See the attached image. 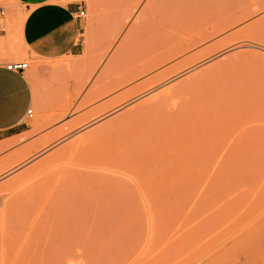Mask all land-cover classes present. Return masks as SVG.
Here are the masks:
<instances>
[{"label":"rangeland","instance_id":"rangeland-1","mask_svg":"<svg viewBox=\"0 0 264 264\" xmlns=\"http://www.w3.org/2000/svg\"><path fill=\"white\" fill-rule=\"evenodd\" d=\"M59 1L62 3L75 1L86 8L87 15L82 17V54L76 57H63L51 62H34L30 59L28 50L22 46L23 43H21L20 40L21 37L23 38V36H21L23 28L22 23L27 12L24 10V5H22L19 0H0V5H4L8 10V30L6 34H0V41L13 39L16 44V47H14L15 49H12L10 45L7 47H0V64H7L12 61L29 62V68L33 70L31 79L34 93V103L32 106L34 109V117L29 119V127L31 130L14 138L8 143H0V211L1 209L4 210L6 203H9V197L16 201V204L21 203V217L19 215L21 214L19 209V211L17 209L14 210L19 212H17L19 217L16 216L17 213L15 212L13 218V216H11L13 212H10L12 219H16L15 221L16 224L19 225V230L20 226L21 229L23 225H25V227L27 226L25 219H27V216L28 218L32 216H30L29 213H35V216L31 217L33 220L29 221V224L32 222L29 229H22L23 231H27L24 232V234L26 233L25 237H21L23 233L17 235L11 230H17V225V228H14L13 222L11 224L10 222L8 223L9 226L13 228L11 227L10 229L8 227L10 230L7 228L8 232L5 233L10 234L11 237L8 238V241H3L5 247L2 246L4 245L2 242L1 249H6V246L9 245L11 248V244L16 243V241L18 242V240H14L16 237L22 238L20 241L22 243L19 249H17L18 251L15 250L17 252L13 257V252L11 254V251H8L9 253L6 251L8 256L5 253L7 256H5V258L10 256L9 259L6 260L3 257L4 249H2L1 253L3 258H0V260L2 259L0 264H264V125H262L263 128L259 125L264 121V117H262L264 116V98L262 99V96L264 97V90L262 89L261 91L263 92L259 93L260 96L258 95L256 98H253V100L251 97V99L249 98L253 101H251L252 103L249 102L250 100L246 99V101H248L247 104L250 103L253 107L255 105L253 104L254 102H256V104L258 103L259 97L262 99L259 101V103L262 102V106L260 103L262 107L261 110H259L260 106L256 109L251 105L252 109L249 105L251 111L247 108L248 106L244 107L240 103L243 101L244 104V100H242L243 94L239 91L241 85L246 87L253 82H256L257 85L258 81L264 80V78L262 79V77H264V37L250 36L244 33L234 34L232 37L231 35H233L238 28H236V30H231L228 32L229 34L226 33L216 38V40L214 39L215 42L228 35L215 50L208 53L209 55L206 54V57L202 56L194 61L196 64L191 63L190 67L188 65V68L185 67L178 73L173 74V76L164 77V80L161 79V82H159V79L158 83L155 82L156 85L153 86L154 88H151L150 85L152 86L151 82L157 80V77L156 73H154L156 78L154 77V80H152L154 74H151L147 77H152L151 81L146 82L143 87L136 88L134 92L131 91L130 93L129 90L134 87L132 85L141 82L143 77L135 81H128L124 84L119 83L122 82L119 80L129 67V63L133 57V49L128 50L129 46L126 48L127 52L125 57H122L121 52L123 50H119L120 44L123 42L122 40H124L126 33L132 25H134L135 21L134 18L129 27H127L128 29H126L125 32H120L119 12L121 4L125 0ZM128 2H132V0ZM147 2L148 0H142L138 13L142 11L141 9L145 7ZM259 15L260 17L264 16V10L255 14L257 17L253 16L257 19ZM14 35L16 39H14ZM144 36L147 37L146 34ZM233 40L235 42H233ZM212 41L211 43L203 45V47L212 44ZM130 48H132V46ZM119 51L121 54L118 53ZM111 55H113V57H111ZM213 61H215V63H213ZM39 69L42 70L40 71ZM192 74H196L195 78L197 80L195 78H190ZM256 75L260 77V80L257 77L258 81H256ZM254 77L256 79H254ZM184 78H187V80ZM204 78L205 80H203ZM191 79L195 82L193 83L194 88L191 87L193 92L192 90H188L190 94H196L198 90L204 89L206 84L207 89H214V87L221 88L219 90H222L223 86L226 88L228 87L227 85H229L231 90L232 88L230 85H234L233 87L239 85L238 89H232L233 91L230 96H234L232 98L229 97V100H233V102L238 101L236 102L238 103L237 109L235 110V106L237 105H234L235 102L231 103V101L227 100L229 104L233 106L230 108H233L234 111L227 107L229 110H226V113L225 107L227 105L224 106V112L221 111V115L226 113L225 117H228V119L232 118L235 121L239 119L236 123L233 122V120L231 124V121H229V123L226 122L227 119H225L224 116L221 118L225 120L224 122L221 121L223 123V125H221L222 130L219 131H223L224 133L221 132V135L218 136L219 140L222 134H228V137L222 136L227 138L225 140L226 142L228 139L233 140L235 138L233 141L228 140L231 142V144L228 143L231 147L227 144L230 151L226 159L223 158V160L221 159L217 162L212 161V163L211 161L208 163L206 162L207 164L201 162L202 164H197L189 169L186 173L187 175L170 176L166 183L167 185H165L160 192H154L147 205L138 207H126V205L123 207L122 205L119 207H111L110 209L103 208L99 211L102 214L99 213V215L98 212H91L90 214L89 211L88 216L84 217H95L90 219H92V221L95 219L96 222L91 221V223L89 220L91 224H88L89 226L87 229L84 228L83 223L87 225L88 220L87 222L86 218H81L80 220L81 214H79V219H76L77 217H73L75 213L71 214L73 212L71 210L72 212L70 211L69 214L72 215V219L70 220L74 219L76 223L72 221L73 223L71 224L70 220V222L67 221L71 224L70 226V224L67 223L68 228H66H70V231H66V233H72L70 236L66 234V236L63 237L61 233H64V227H61L62 225L59 227L58 225L60 224L59 222L63 220L62 214L64 212L61 214L56 213L62 205L65 206L66 201L62 200L61 202L60 199V204L55 208L56 201H58L57 198L60 197L56 198V196H54L56 201L52 202H54L55 205L52 203L51 205L53 207L49 205V212L47 210L48 214L51 212L50 216L41 219L47 222L45 219H51V214H56L61 217V220H57V222L54 219L55 217H53L54 220L52 219V222V220L50 221L49 219L52 224L55 222L54 225L56 228H54L53 225H51V227L57 230H54L57 235L54 237L55 234H51L53 235L51 238L48 235L49 232H46L48 234H46L45 238L48 236L50 238L45 239L43 237V235H45L43 229L45 228H41L42 233L40 232L41 230L39 231L40 227H42L41 223H43V220H41L40 223L38 221L43 213L42 217L47 214L46 210L44 212V209L48 208L46 205L51 202L49 194L52 198L55 194L61 196L57 194V191L62 188L58 187L55 189L57 187V182L61 181L62 176L60 180L53 179L51 181L50 179L49 182L51 181L50 184H53V186L50 187V185L47 187L48 185H46V187L51 189L54 187V194L51 189L45 191L48 193H44L46 197L44 199L42 196L44 201L40 202L42 201L40 200V196L43 193H41V191H44V181L46 182L45 179L48 180L47 172L50 171L48 169L53 167L57 169L62 166L61 170L57 169L60 170V173L67 167H75V170H77V163L80 161L75 163L76 160H79V158L82 160L84 157L87 158L92 153V147L97 149V147H101L102 142H104V140L102 141L103 130L108 128V126H106L107 124H105V120H116V123H121L122 121L120 120H123L124 122V117L119 119L123 110V113L131 108L138 110L144 105L142 103L147 99L165 91H171V89L173 91L175 87H178L175 85H180L181 87V84L183 85L182 80L186 81V84H188L189 80L190 83H192ZM249 79H251V82ZM175 81H179L181 84ZM197 81L204 83V85L200 86ZM117 84L120 86V89ZM125 84L126 86H124ZM193 84H188L186 86L189 88V86ZM148 85L149 87H147ZM258 85L256 87H258ZM115 86L118 88L116 89ZM173 86L175 87L173 88ZM186 86L184 85L182 87ZM141 88H143V90L146 88V91L139 92ZM147 88H151L152 90H148ZM259 88H264V84L263 86L259 85ZM138 89L140 90L136 92ZM219 90H217V93ZM234 90H236V95L233 94L235 93ZM238 95H240V97H238ZM120 96H125L126 99L125 97L119 98ZM238 107L246 109L241 112L243 115L239 113L240 116L236 118L237 115H235V113H238L236 111L238 110L240 112L241 110L240 108L238 109ZM127 108L129 109L127 110ZM254 109H256V112L258 110V113H254ZM229 111L232 112V116L228 113ZM119 113L118 119H115ZM259 113L261 115H259ZM233 115H235L234 118ZM139 116L140 115H136L134 118H138ZM256 116H258V118ZM112 117L114 119H112ZM109 121H106V123H113V121ZM255 121H258V124H256ZM244 122H246V124ZM242 123H244L246 127L247 125L249 128L251 126L252 130L247 127L249 129L247 132V130H245V125ZM229 124L230 127H228ZM234 124L236 125L234 126ZM255 125L258 126L256 127ZM111 126L113 127L114 125L111 124ZM233 126L237 130L234 129ZM94 128L95 130H99V132L102 131V133L100 134L98 131H95ZM90 130L91 133H89ZM257 130L258 134L261 133L262 135H260L263 136V138L256 134ZM231 131L233 133H231ZM236 131L240 133L237 134L235 133ZM241 131H243V134L247 133V135L249 134L250 136H244ZM98 133L100 134L99 136H97ZM254 134L261 138H253L252 135ZM230 135L232 138L229 137ZM236 135H240L238 137L239 139ZM96 136L97 138L100 137L101 144H99V146H96V144H98L96 142ZM241 136L242 139H248H245L246 141L244 140L246 145H242L241 143L235 145V143L238 144L236 140L239 141ZM249 137L251 138L249 139ZM225 138H221L220 141L223 142ZM94 139L96 140L94 141ZM217 140L218 139H216V141ZM220 141H217L220 146L226 143L223 144ZM254 142L255 144H253ZM222 146L220 148H222ZM205 150L210 151L211 149L205 146ZM88 153L89 155L85 156ZM62 158L63 160L61 161ZM41 159H43V161ZM57 159H59V161H57ZM56 164L58 165L55 167ZM35 168L36 170H34ZM67 169L69 171V168ZM72 169H70L69 172L66 170L64 172H73ZM192 170L194 172H192ZM45 172L46 174H44ZM40 176L42 177L39 179ZM36 177L38 181L34 183L38 187L33 185L37 187L38 190H36L35 187H33L35 190L33 188L32 190L40 193V195L38 193L36 194L39 195L38 203L42 205L38 207L40 204L35 203V206L37 205L36 207H38L37 210H35L36 207L34 206V211H29L31 210L32 204L30 207L28 206L31 202H34L37 195L35 194L36 196H34L35 198L33 199V195L29 192L31 189L29 190L28 188L30 187L26 185L28 184L30 186L29 183H33L32 181L36 180ZM28 180L30 182H28ZM58 184L60 185L61 183L59 182ZM24 186L28 188L26 189ZM23 188L25 190H23ZM26 191H28V193ZM62 191H60L62 196L65 195L64 193L68 192ZM13 193L14 195L17 194L15 195L16 199L13 198ZM23 193L25 196H22ZM70 193L74 196V192ZM21 196L23 197L21 199L22 201L19 198ZM66 196L68 195L66 194ZM114 197L117 198L118 193H115ZM30 199L33 200L30 202ZM46 199H49L47 203H45ZM73 199L69 198L71 201ZM10 202V206L14 205L12 200ZM26 205L27 207H25ZM2 206L4 208H2ZM72 206L73 210L76 211V209H78L77 203L75 204L73 202ZM43 207L45 208L42 209ZM51 207L58 210L54 211ZM13 208L11 207V209ZM6 209L5 211L2 210L1 213H6ZM8 210L9 209H7V211ZM61 211L62 209L59 212ZM81 212L80 210V213ZM5 213L2 214L4 218L0 214V218H2L3 221H6L4 220L5 218H10L6 217ZM100 215L101 218L99 217ZM63 221L66 223L65 220ZM81 221L84 222L80 224ZM0 223L4 225L2 227L0 226L1 229L3 227L5 228V222ZM34 223L35 225L37 223V225L41 226H35L33 225ZM8 224L6 223V225ZM48 224L46 226H48ZM32 225L33 228H31ZM43 225L45 226V223ZM36 227L38 231L36 230L37 233H35L34 236L36 237L38 236L37 234L40 233L41 236H39V239L30 236L31 233L32 235L34 234L33 231ZM46 230H44V232ZM20 231H18V233H20ZM29 231L30 233H28ZM12 240L15 242H12ZM18 244L19 243H17V245ZM10 248H7V250ZM21 252L22 257H19Z\"/></svg>","mask_w":264,"mask_h":264},{"label":"bare ground","instance_id":"bare-ground-1","mask_svg":"<svg viewBox=\"0 0 264 264\" xmlns=\"http://www.w3.org/2000/svg\"><path fill=\"white\" fill-rule=\"evenodd\" d=\"M64 1H66V0H64ZM128 1L127 0L123 1L121 6H120V12H119V23H120L119 25L121 28L120 32H122V31L125 32V30L128 29L127 27H129L130 23L132 22V20L134 18H135V21H134V25H132V27L129 29V31L128 32L126 31L127 32L126 36L124 37V40H122L123 42L121 41L122 43L120 44V48L122 45L123 46L121 49L119 48V50L120 51L123 50L121 52L122 57H125V54L127 52L126 48H127V46H129L128 50L133 49V57L131 59V62L129 63V67L127 68L125 73L122 75L121 79L119 80L122 82H119V83L124 84L128 81H131V80L135 81L136 79L143 77L141 82H139L135 85H132V86H134L133 88L130 85V87L132 88V89L130 88L131 90H129L130 93H131V91L134 92V90L136 88L143 87L146 84V82L151 81L152 77H153L152 80H154V77H155L154 73H156L157 80H155L154 82H151L152 86L149 84L151 88L156 85L155 82L158 83L159 79H160L159 82H161L162 81L161 79L164 80V77H166V78H167V76L171 77V76H173V74L178 73L179 71H181L182 69H184L188 65L190 67L191 63H195L194 61H196L200 57H202V56L204 57L206 54L215 50L221 44L223 39L228 37V35H227V37L224 36L223 39H220V40L215 41V42H214V39L216 40V38H218L219 36L221 37V35H224L226 33L229 34L228 32H230L231 30H236V28H238L236 30V32L233 31L234 33H233V35H231L232 37L234 36V34H240V33H244L245 35L247 34L250 36L264 37V16L260 17V15H259V18L255 19V17H257V16H255V14L259 13L260 11L262 12L264 10V0H148V2L145 4V7L142 8L141 9L142 11H140L139 13H138V11L140 9L142 0H132V2H128ZM22 27H23V23H22ZM145 34L147 37L144 36ZM21 36H22V34H21ZM14 39H16V36ZM20 40H21V43H23L22 46L27 50V47H26L22 37ZM211 41L213 42L212 44H208V46L203 47V45H206L207 43H211ZM13 42H14L13 39L12 40L9 39L6 41H0V47H7L10 45V46H12V49H15L14 47H16V44L14 42V45H13ZM233 42H235V41L233 40ZM131 46H132V48H130ZM200 47H202V48H200ZM8 51H10V50H8ZM120 51L118 53H120ZM111 57H113V55H111ZM219 61H221V60H219ZM213 63H215V61H213ZM151 74H154V76H152V77L150 76L151 78H147ZM198 74L200 75L199 72H198ZM192 75L190 78L194 79L196 74L193 75L194 77ZM263 76H264V74H263ZM255 77L257 78L258 76L256 75ZM255 77H254V79H256ZM258 78L260 80V77H258ZM258 78L256 79V81H258ZM263 78L264 77H262V79ZM118 79H119V77H118ZM184 79L187 80V78H184ZM251 79H253V78H251ZM251 79H249V81ZM198 80H201V79H198ZM203 80H205V78ZM178 82H176V83H178ZM185 82L186 81L182 80L183 85L181 84V82H179L181 84V87H180V85H175L178 87L173 86V88L175 87V89H173V91H172V89H171V91H165L163 93H160V91H159L160 94L155 95V96L147 99L146 101H144L142 104H144L145 106L142 105V107L139 108L138 110H134V108H131V107H130L131 108L130 110H128L129 108H127L128 111L125 110L126 111L125 113H123V111H124L123 110L122 113L120 112L121 116H119L120 115V113H119L115 119H118V116H119V119H122L124 117L125 118L124 122H123V120H120V121H122L121 123H119V122L116 123V120L110 119L111 122L113 121V123H111V124H113L114 126L112 127L110 123L109 124H108V122L106 123V121H109V120H105V124H107L106 126H108V128L103 130V138H102V141L104 140V142H102L103 145L101 144V141L99 139L100 137L97 138V136H99L102 133V131L99 132V130H95V128H94L95 131H98L100 133V134L98 133V135L96 136L98 141L96 139H94V141L96 140V142L98 143V144H96V146H99V144H101V147H97V149L92 147V150H93V151L91 150L92 153L90 155H89V153L87 155H85V156L89 155L87 158L84 157L82 160H80V158H79V160L77 159L75 163H77V161H80L77 163V167H78L77 170H75L76 169L75 167H72L74 169H72L71 167H67V168H69V171H70V169L73 170V172L68 173L69 171L67 168L64 167L65 166L64 165L63 166L65 168L64 171L65 170L68 171L67 172L68 175L64 171L62 173H60L62 166L57 168L60 170H57L56 168L53 167V168L48 169L50 171H48V170H47L48 172L46 171L48 180L45 179L46 182L44 181V184H45L44 187L46 188V190L43 187L44 191L43 190L41 191V193L42 192L43 193L40 196V198H41L40 200H42L40 202L44 201L43 197L45 199V197H46L45 194L48 193L45 191H48L51 189V188H47V187H49L51 185L50 183L53 179H55V180L59 179L60 180L61 179L60 177L62 176L61 181H59L61 184L59 185L58 184L59 182L56 181L57 187L55 189H57L58 187L59 188L62 187L64 189L63 190L61 188L63 191H68V192L64 193L65 195L62 196V194L60 192L62 190L61 189H59L58 191L56 190L57 194L58 195L60 194L61 196H57L55 194V195H53V198H52V196H50V194H49V199L51 202H49V204H47V205L44 204V205H46V207H48L49 205L52 206L51 205L52 203H53V205H55L54 202H52V201H56L55 199L57 197H60V198H57L58 199V201H56L57 203L55 202L56 207L55 206L54 207L57 208V205L60 204V201L61 202H62V200L66 201L65 206L62 205L64 208L62 206L59 208V211L62 209L61 212H59V211L57 212L56 210H58V209L55 210V208H52L53 206L51 207L52 209H54V211H56L57 214L58 213L61 214L64 212L62 214V218H63V220H65L66 223H64V221L62 220L63 223L59 222L60 224H58L59 227H60V225H62L61 227H64L63 228L64 233H61L63 237H65L66 234H69V236L72 234L71 232L66 233V231L70 229V228L66 229V228H68L67 223L68 224H70V223L72 224L73 222L76 223V220L75 221H74V219L70 220V219H72L71 218L72 215L69 214L71 210L73 211V212L71 211L72 212L71 214L75 213L73 215V217H77L76 219H79V217H80L79 214H81V217H80V220H81V218L82 219L86 218L84 216H88L89 211H90V214H91V212H96V213L98 212V215H99V213L102 214L99 211H101L103 208H109L110 209L111 207H115V206L119 207L122 205H123V207H124V205H126V207L127 206H135V207L144 206L150 202L151 196L153 195L154 192H158V191L160 192V190L163 189V187L165 185H167L166 183H167L168 178L170 176H172V175L178 176V175H183V174L185 175L189 171V169L196 166L197 164H200L201 162H203V163L207 162L208 163L211 161V163H212V161L217 162V161H220L221 159L223 160V158L226 159V157L230 151L229 147H231L230 146L231 142H229V141H233V140H235V138L233 140L228 139L229 141L227 140V142H226L225 140L227 138L222 137L224 135V134H222V136H220V140H221V138H225V139H223V142H222L219 140L218 136L221 135V132H223V131H219V130H222L221 125H223V123L221 121L224 122V120L227 119L226 122L229 123V121H231V124H232L233 122L236 123L239 120V119H237L235 121L232 118H229L230 119L229 120L228 117L227 118L225 117V114L227 113L226 110L227 111L229 110V109H227V107H229V108L233 107L229 104V101H231V103L235 102L234 105L237 104L235 106V110L237 109L236 107L238 106V103H236V102H238V101L233 102V100H229V97H231L230 95L232 94V91H233L232 89L233 88L238 89L239 85L237 87H233L234 85H230V87L232 88L231 90L229 88V85H227L228 87H226V88H224L225 86H223L222 90H219L221 88L214 87V89L213 88L207 89L206 88L207 84H206V87H205L206 89L204 88L200 91L198 90L199 92L197 91L196 94L195 93L190 94L189 93L190 90H192V92H193L192 88H194L193 83L195 81L193 82L192 79H191L192 83H190V80H189V82L187 81L188 84H193L192 86H189L190 89L186 86L188 84H186ZM261 82H264V80L258 81L259 85L263 86L264 83H261ZM197 83H199L200 86L204 85V83H202V82L197 81ZM197 83H195V84H197ZM258 83H257V85H258ZM174 84H172V85H174ZM253 84H254V86H253ZM149 85L147 87H149ZM184 85L186 87H182ZM244 85H245V82H244ZM249 85L246 87H243L241 85L243 88L240 86L241 89L239 88L240 89L239 91H241V93L243 94L242 97L244 98V99L242 98V100H244V104H243V101H241L240 103L244 107L248 106L247 108L250 110V108L253 107L252 104H251L252 107L250 105V103L253 102L252 101L253 98H256L260 92H263L261 90L262 89L264 90V88H259V85H258V87H256L257 86L256 82L255 83L253 82L252 84H249ZM117 86H119V85L117 84ZM124 86H126V84ZM115 88H116V86H115ZM151 88H149V89H151ZM198 88L200 89L199 86H198ZM119 89H120V86H119ZM139 90L140 89L136 90V92ZM144 90H143V88H141V90L139 92H141V91L144 92ZM217 90H219L218 93H217ZM235 91L236 90H234V92ZM124 93H126V92H124ZM233 94L236 95V92ZM261 94H263V93H261ZM153 95H154V93H153ZM149 96H151V95H149ZM121 97H125V96H120L119 98H121ZM238 97H240V95H238ZM250 97L252 98V100H250L251 99ZM131 98H132V96H131ZM131 98H130V100H131ZM259 98H260L259 100L257 99L258 101L256 100L258 102L257 104H256V102L253 103L256 105V107L254 105L253 108H256V109H257V107L259 108L260 103L262 106V102L259 103V101L262 100L264 97L262 96V99H261V97H259ZM117 99H118V96H117ZM125 99H126V97H125ZM233 99H235V98H233ZM246 99L250 100L249 101L250 103L247 104L248 101H246ZM227 100H229V101H227ZM235 100H237V99H235ZM239 101H240V99H239ZM124 103H125V101H124ZM225 105H227L225 107L226 113H224V115H221V111L224 112L223 109H224ZM249 105H250V108H249ZM109 106H111V105H109ZM117 106H119V105H117ZM243 106H242V108H243ZM261 106H260L259 110H261V108H262ZM139 107H140V105H139ZM239 108L240 107H238V109ZM232 109L233 108H230V110H232ZM244 109H246V108H244ZM244 109H241L240 112L238 110L236 111V112H238V113H235V115H237L236 118L240 115H243V114H241V112H243ZM256 109H254V113H258V110H257V112L255 111ZM232 111H234V109ZM228 113H230V115H231L232 112L229 111ZM239 113H240V115H239ZM136 115H140V116L138 118H134V116H136ZM235 115H233V118ZM259 115H261V114L259 113ZM132 116H133V118H132ZM222 116L225 117L224 120L221 119ZM256 117L258 118V116H256ZM262 117H264V116H262ZM239 118H241V117H239ZM112 119H114V118L112 117ZM251 121H252V119H251ZM258 121H255L256 124H258L257 123ZM114 122L116 123V125ZM259 122H261V121H259ZM262 122H261L262 124H259L261 127H262V125H264V121H262ZM118 123H119V125H118ZM244 123L246 124V122H244ZM244 123H242V124H244ZM235 125L236 124H234V126ZM244 125H243V127H244ZM234 126H233V128H234ZM255 126L257 127L258 125H255ZM228 127H230V124ZM245 127H246V125H245ZM247 127L249 128L248 125H247ZM247 127L245 128V130H247V132H248V130L251 129V126L249 129ZM234 129H236V128H234ZM228 132H229V130H228ZM233 132H234V130H233ZM233 132L231 131V133H233ZM242 132L243 131H241V133ZM89 133H91V130ZM235 133H237V131ZM238 133H240V132L238 131ZM242 134H240V135H242ZM256 134H258V130H257ZM260 134L261 133H259L258 135H260ZM227 135L228 134H226L224 136H227ZM243 135L247 137L249 134L247 135V133H244ZM258 135L255 136V134H254L252 136H253V138L257 137V139L261 138V137L263 138V136H261L262 134L260 135L261 137ZM91 136H93V135H91ZM239 136H237V138ZM229 137L232 138L231 135ZM243 138H245V137H243ZM250 138L251 137H249V139ZM216 139H218L217 141H220L223 144L226 142L225 143L226 145L225 144L223 146L221 145L222 148H220L221 146H220V144L217 143ZM241 139H242V136H241ZM241 139L239 140L240 142L238 140H236L238 142V144L235 143V145H239L240 143L242 145H246L244 140L247 138L242 139V141H241ZM94 141H92V142L96 143ZM243 142H244V144H243ZM228 143H230V144H228ZM227 144L229 145V147L227 146ZM247 144H248V142H247ZM250 144H251V142H250ZM253 144H255V142ZM89 146H91V145H89ZM205 146H208L211 150L206 151ZM68 150H69V148H68ZM76 152H78V151H76ZM63 155H64V153H63ZM82 156H80V157H82ZM58 158H59V156H58ZM41 160L43 161V159H41ZM62 160H63V158L61 159V161ZM42 161H39V162H42ZM57 161H59V159H57ZM54 163H55V161H54ZM58 164H56L55 167ZM47 165H48V163H47ZM50 166H52V165H50ZM50 166H48V167H50ZM199 167H200V165H199ZM45 168H47V167H45ZM34 170H36V168ZM46 172L44 174H46ZM192 172H194V171L192 170ZM38 175H39V173H38ZM42 176H40L39 179ZM64 176H65V178H64ZM37 177H36V180L32 181L33 183H29L30 186L28 184L26 185L30 188L24 186V188H26V189L27 188L29 190L31 189L30 191L29 190L28 191L33 195V197H32L33 199L35 198L34 196L37 195V198H35L36 201L34 200V202H31L33 199H30L31 203L29 202L30 204L28 207H30L31 204H32V206L30 208L31 210H29V211H34L33 208L35 206V203L40 204V203H38V200H39L38 197H39L40 193L35 192L34 191L35 189L33 188V187L37 186V185H35V183L38 181ZM30 178H28V179H30ZM33 179H34V175H33ZM50 179H51V181L49 182ZM28 182H30V181L28 180ZM46 185H48V186L46 187ZM52 186H53V184L50 187H52ZM37 187H35L36 190H38ZM24 188H23V190H25ZM32 188L34 190H32ZM53 188L51 189V191L54 194L53 190H55V189H53ZM40 189H41V187H40ZM28 191H26V192L28 193ZM31 191H33V192H31ZM70 192H74V196H73V194L71 195ZM36 193H38L39 195ZM115 193L116 194L118 193L117 198L114 197ZM66 194L68 196L70 195L69 196L70 199H73V197H74V199L72 201L69 200V198H68V196H66ZM13 195H14V193H13ZM15 195H17V194H15ZM15 195L13 196L14 199H16ZM22 196H25L24 193L22 194ZM22 196L19 197L20 200L23 198ZM54 196H56V198H54ZM64 196H66V197H64ZM19 198H18V200H19ZM24 198H27V197H24ZM49 199H46L45 203H47V200H49ZM52 199H54V200H52ZM11 200L13 201L12 203L14 205L10 206ZM8 201L10 204L6 203L5 208L2 206V208H4V210L1 209V211L2 210L5 211V209L7 208V209H9L8 210L9 212L7 211V209H6V213L5 212L1 213V211H0L1 216H2V214L5 213L6 217H10V218H5L4 220H6V221H3L2 218H0V222H3V223L5 222L4 223L5 228L3 227L2 229H1V227L4 225L0 223L1 224L0 225L1 226L0 227V229H1V231H0V253L2 252L1 250L4 249V248L1 249L2 242L8 241V238L11 237L10 234L5 233V232H8L7 231L8 227L10 229L12 227V226H9L8 223L10 222V224H11L13 222L12 224H13L14 228H17L19 226L16 224V221H15L16 219H12L11 216H13V214H15V212L17 213L21 209L22 205H21V203H18L19 205L16 204L17 202L14 201L13 199H11V197H9ZM6 202H7V200H6ZM73 202L75 204L77 203L78 209H76V211L73 210V206H72ZM41 205L42 204H40V206L38 205V207H41ZM13 206H14V208H13ZM11 207L13 209H11ZM25 207H27V205ZM38 207H36L35 210H37ZM44 208L45 207H43L42 209H44ZM10 209H11V211H10ZM15 209H17V210L19 209V210L14 211ZM42 209H41V211H42ZM45 210H46V213L48 214L50 207L45 208L44 212H45ZM47 210H48V212H47ZM77 210H78V212H77ZM80 210L82 211L81 213H80ZM21 211L22 210H20L19 212L21 213ZM85 211L88 213H86ZM10 212H13L11 214V216H10ZM52 212H53V210H52ZM18 213L16 214V216H18ZM37 213H38V211H37ZM50 213L48 214V216L46 214V216L44 215L43 217H42V215L44 213L42 215L39 214V215H41V217L39 216L40 220L38 222L40 223L41 220H43L41 218L49 217ZM83 213H84V215H83ZM34 214H32V212L29 213L30 216L32 215L31 217H34L35 216ZM76 214H77V216H76ZM19 215L21 217L22 213ZM54 215H56V214H54ZM54 215L51 214L52 218L51 219L49 218L50 221L53 219V217H55L54 218L55 221L61 220V217H59L58 215H56V216H54ZM82 215H83V217H82ZM14 216H13V218H14ZM31 217L28 218V216H27V219H25V221H26V225L28 227L27 226L25 227V225H23L22 229L23 228L29 229V227L32 223L31 222L29 224V221L33 220V219H31ZM99 217L101 218V215ZM37 218H36V220H37ZM90 218L93 219L95 217L91 216L89 218H86V222L88 220L87 225H86V223H83L84 221L80 222V224L83 223V226L86 229L88 228V226L92 222H96L95 219L92 221V219H90ZM20 219H18V220H20ZM49 219H45V220H47V222L43 220V223H41L42 227H40L41 225L40 226L37 225V223H36V225H35V223L33 224L35 226L40 227V229L39 228L38 229H39V231L41 230L40 231L41 233H42L43 227L45 228V229H43V233L45 234V235H43L44 238H45L46 234H48L46 232H49L48 235L50 237L51 236L53 237L54 234H55L54 237L57 235L55 233V231H57V230H55L51 227V225H53L54 228H56L54 225L55 222H54V224H52L54 219L52 220V222H50ZM96 219H97V216H96ZM89 220H90V222L91 221L92 222L89 223ZM21 221H22V219H21ZM67 221H69L70 223ZM97 221H98V219H97ZM6 223L8 225H6ZM44 223H45V226L43 225ZM48 223H50V224H48ZM47 224H48V226H46ZM63 224H64V226H63ZM71 224H70V226H71ZM16 225H17V227H16ZM33 225L31 228H33ZM47 228H50V229H47ZM4 229H6V230H4ZM22 229L20 226L21 231L19 230V227L17 228V230L16 229H11V230H13V232H15L17 235H21L22 233L24 234V232H27V231H23L24 229L23 230ZM51 229H53V230L49 231ZM36 230H37V227H36V229L34 228V231H33L34 234L32 235V233H31V235H30L32 238L35 237L34 235L38 231V230L37 231ZM44 230H46V231L44 232ZM18 231H20V233H18ZM30 231L28 233H30ZM61 231H62V228H61ZM28 233H27V235H28ZM23 234L21 235V237L22 236L25 237L26 233L24 235ZM51 234H53V235H51ZM63 234H65V235H63ZM37 235L38 236H36V237L39 239V236H41L40 233ZM49 236L46 238H50ZM26 237H28V236H26ZM21 239L19 237L18 238L16 237L14 240L15 241L18 240V242L16 241V243H14V244L10 243L11 248H10V245L6 246V249H4L5 252L3 250L4 256L1 253L0 258L3 256L5 260L9 259L10 256L8 258H5L6 254L9 253L8 251H11L10 252L11 254L13 252V254H12V257H13V255L16 254V252L18 251L17 249H19V246L22 243V242H20ZM14 240H12V242ZM17 243H19V244L17 245ZM6 245H7V243H6ZM2 246L5 247V243ZM7 248H10V249L7 250ZM15 250H17V251H15ZM6 251H7V253H6ZM7 256H8V254H7ZM19 257H22V252H21ZM1 260H0V262H1Z\"/></svg>","mask_w":264,"mask_h":264},{"label":"crops","instance_id":"crops-1","mask_svg":"<svg viewBox=\"0 0 264 264\" xmlns=\"http://www.w3.org/2000/svg\"><path fill=\"white\" fill-rule=\"evenodd\" d=\"M27 11L22 36L30 59L51 62L82 54V18L75 1L19 0ZM40 71L42 69H39ZM29 65L13 71L0 64V143H8L30 131L27 111L34 93Z\"/></svg>","mask_w":264,"mask_h":264},{"label":"built area","instance_id":"built-area-1","mask_svg":"<svg viewBox=\"0 0 264 264\" xmlns=\"http://www.w3.org/2000/svg\"><path fill=\"white\" fill-rule=\"evenodd\" d=\"M87 15L86 8L80 5L77 16L79 18L85 17ZM8 30V10L4 5H0V34H6ZM29 65L27 61H12L6 64V67L13 71L25 70ZM27 114L30 118L34 117L33 107L29 108Z\"/></svg>","mask_w":264,"mask_h":264}]
</instances>
